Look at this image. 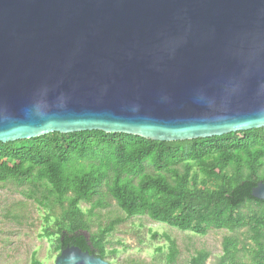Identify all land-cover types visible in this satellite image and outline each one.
I'll return each mask as SVG.
<instances>
[{
	"label": "water",
	"instance_id": "1",
	"mask_svg": "<svg viewBox=\"0 0 264 264\" xmlns=\"http://www.w3.org/2000/svg\"><path fill=\"white\" fill-rule=\"evenodd\" d=\"M264 127V0H0V141ZM251 196L264 201V182ZM88 238V236H87ZM54 264H109L78 246Z\"/></svg>",
	"mask_w": 264,
	"mask_h": 264
},
{
	"label": "trees",
	"instance_id": "2",
	"mask_svg": "<svg viewBox=\"0 0 264 264\" xmlns=\"http://www.w3.org/2000/svg\"><path fill=\"white\" fill-rule=\"evenodd\" d=\"M7 181L28 185L23 194L46 208L60 206L45 227L58 253L74 245L106 258V238L121 219L93 233L81 208L83 202L89 211L105 207V196L127 217L147 216L182 231L243 229L245 238H223L215 264H264V201L251 196L264 182V127L175 141L102 130L0 141V183ZM165 237V264H175L176 243ZM209 255L199 250L189 264H205ZM31 264L43 263L33 255Z\"/></svg>",
	"mask_w": 264,
	"mask_h": 264
},
{
	"label": "rangeland",
	"instance_id": "3",
	"mask_svg": "<svg viewBox=\"0 0 264 264\" xmlns=\"http://www.w3.org/2000/svg\"><path fill=\"white\" fill-rule=\"evenodd\" d=\"M23 191H29V186L17 187L12 181L0 183V264H31L33 255L43 264H54L59 253L53 248L55 237L46 235L45 227L53 224L61 208L57 204L46 208L35 199L26 197ZM103 199L109 205L89 211L90 203L83 202L81 208L93 233L111 220L121 219L106 238L105 260L109 264H165L168 253L165 236L176 243L175 264H189L199 250L210 253L205 264H215L223 253L225 236L245 238L243 229L229 232L211 227L205 235H199L147 216L127 217L114 200L105 196ZM46 215H49L48 221Z\"/></svg>",
	"mask_w": 264,
	"mask_h": 264
}]
</instances>
